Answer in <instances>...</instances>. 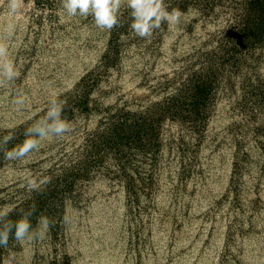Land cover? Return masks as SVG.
Here are the masks:
<instances>
[{
  "label": "trees",
  "instance_id": "16d2710c",
  "mask_svg": "<svg viewBox=\"0 0 264 264\" xmlns=\"http://www.w3.org/2000/svg\"><path fill=\"white\" fill-rule=\"evenodd\" d=\"M164 3L181 12L179 23L142 39L130 28L127 3L123 26L108 31L91 16H69L59 0H24L18 14L0 0V38L19 73L0 86V141L13 134L7 148L20 144L53 98L66 102L63 116L72 126L21 160H6L0 150V210L15 221L35 204L33 228L48 218L54 226L45 241L63 248L68 209L104 183L124 192V219L137 246L150 244L154 230L159 235L157 253L167 255L160 264H182L187 252L192 264L207 256L210 264H258L264 255V0ZM71 71L73 83L61 85ZM50 73L57 88L39 90L34 100L32 80L50 83ZM17 93L26 100L20 110L13 104ZM26 174L50 183L30 190ZM22 245L10 238L0 248V264L21 255Z\"/></svg>",
  "mask_w": 264,
  "mask_h": 264
},
{
  "label": "clouds",
  "instance_id": "9594fccd",
  "mask_svg": "<svg viewBox=\"0 0 264 264\" xmlns=\"http://www.w3.org/2000/svg\"><path fill=\"white\" fill-rule=\"evenodd\" d=\"M63 10L69 16H91L94 24L101 30L111 31L114 28L122 27L120 10L123 0H59ZM127 8L130 10L131 30L136 36L147 39L153 33L162 28V25L178 24L181 12L178 9L168 11L164 0H126ZM24 0H6L7 10L12 14H18L24 8ZM14 27L8 26L7 35L11 37ZM19 76L15 64L8 59V47L3 38H0V86L11 83ZM25 97L17 93L13 104L20 110L25 105ZM64 101L53 98L49 101L47 110L43 116L26 129L25 139L11 149L7 145L15 139L13 134H8L0 141V150L3 151L6 160H21L34 150H38L43 139L49 136L63 137L72 131L70 122L64 118ZM26 187L30 190H39L41 185L50 183V178L37 180L26 174ZM36 213V205L33 204L30 210H21L20 218L15 221L7 219L8 211L0 210V248H7L9 240L16 242H33L42 239L46 232L53 227L52 222L41 217L39 220L40 230L34 229L30 217Z\"/></svg>",
  "mask_w": 264,
  "mask_h": 264
},
{
  "label": "rangeland",
  "instance_id": "374dc122",
  "mask_svg": "<svg viewBox=\"0 0 264 264\" xmlns=\"http://www.w3.org/2000/svg\"><path fill=\"white\" fill-rule=\"evenodd\" d=\"M127 3L123 0V4ZM76 74L71 71L61 85L73 83ZM60 75L57 74V76ZM55 79L46 81L32 80L34 100L42 94L54 92L58 86V78L50 73ZM136 85H128L127 88L135 89ZM39 90H43L41 94ZM13 111L9 120L14 122ZM19 118V117H18ZM197 195L196 198H199ZM264 198V194H263ZM125 196L120 189H109L106 184L98 183L91 188L88 201L79 208L68 209L69 218V241L59 247H52L42 239L33 242L23 241L21 255L10 258L7 264H160L163 263L165 252L158 255L159 235L154 230L151 243L143 247L136 245V239L130 236L124 219ZM162 204V203H161ZM163 206V204H162ZM188 238L194 236V231L189 229ZM188 241V240H186ZM189 242V241H188ZM157 247V248H156ZM62 248V250H61ZM57 250V251H56ZM66 250L61 255V251ZM182 249H177L174 255L181 254ZM187 252L181 256L182 264H192ZM251 255H249L250 259ZM200 264H210V258ZM199 264V263H198ZM264 264V255L259 257V263Z\"/></svg>",
  "mask_w": 264,
  "mask_h": 264
}]
</instances>
